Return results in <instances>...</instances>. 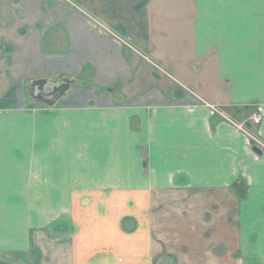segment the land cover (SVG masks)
<instances>
[{
  "label": "crops",
  "instance_id": "0c3cea01",
  "mask_svg": "<svg viewBox=\"0 0 264 264\" xmlns=\"http://www.w3.org/2000/svg\"><path fill=\"white\" fill-rule=\"evenodd\" d=\"M77 76L114 92L11 129ZM228 118L264 143V0H0V181L31 150L34 198L0 188V264H264V146Z\"/></svg>",
  "mask_w": 264,
  "mask_h": 264
},
{
  "label": "rangeland",
  "instance_id": "374dc122",
  "mask_svg": "<svg viewBox=\"0 0 264 264\" xmlns=\"http://www.w3.org/2000/svg\"><path fill=\"white\" fill-rule=\"evenodd\" d=\"M69 1V0H67ZM156 67V66H155ZM153 68L154 70H156L157 72H161L162 68H160V66L156 67V68ZM143 69H137V73L136 75L134 74L133 77H132V82L134 83L136 81V83H138V86H135V85H132V83L130 84V87L133 89L134 91V88H138V89H143L144 88V83L145 82V78L148 79L151 75L149 74V69L146 67H142ZM86 72H93L94 73V70H89V69H85V70H82V73H86ZM64 78V79H63ZM79 78L78 76L77 77H72L69 79L68 83L66 84H62L60 85L59 87H57V89L53 92H51L50 94L51 95H54V93H57V96H52L53 97H56V100L54 98V100L52 99V102H48V101H43V102H38L36 99H35V91L34 90V85L32 84H25V86H23V103H24V109H25V113L26 115L25 116H18V117H15V116H10L9 118V124L11 126V129L14 128V130L17 129V127L21 128V126H24L23 128L26 129V127H29L31 125H33V119L34 117L32 116V112H33V109H36V108H43V106H50V104L54 105L56 103V106L55 107H59L61 104L64 103L63 99L64 97L69 93V92H72V94H81L80 92H101V93H110L112 94V92H114V86H105V85H100V84H97L96 82H94V80L91 79V76L87 77V78H82L81 80L77 79ZM61 80H64L67 79V77L63 76L62 78H60ZM152 81L154 82H157V79L152 77ZM39 86V85H38ZM159 87V86H158ZM131 89V90H132ZM131 90H128L129 92ZM38 93H42V92H38ZM254 114H258L255 112V110L250 114V118L252 120V117ZM260 115V114H259ZM261 118V116H260ZM78 119V118H76ZM228 120L231 122L232 120L230 118H228ZM253 121V120H252ZM235 126L238 127V125L242 126L244 129H246V131L248 133H246V136L248 138V144H257L256 142H258L255 138L251 137V134H253L252 132H250L245 124L243 122H236V121H233L232 122ZM239 128V127H238ZM13 130V129H12ZM26 136H25V135ZM254 135V134H253ZM21 136H24L23 138L25 139V143H31L32 142V134L31 133H26V132H23V133H10L9 134V137H10V140H15L19 139V137ZM258 137V136H257ZM21 140V138H20ZM259 140H261L259 138ZM262 141V140H261ZM261 146V145H260ZM45 150H43L42 152H44ZM29 159L26 160V164L24 166V169H23V172L25 173V175H30V178L24 182H19V181H16V180H3V181H0V188H11V189H20V187H23L24 185V196L21 197V196H11L9 197V200H13L14 202H16L17 200H24V202L29 205V206H32L33 204V194H32V180H31V175H32V157H31V150H29ZM20 167V166H19ZM19 167L17 165H9L8 168H7V172L8 173H18L19 172ZM3 171H5V169L3 168ZM22 171V170H21ZM29 190V191H27ZM17 192V191H16ZM38 199V198H37ZM41 200H44V201H48L49 200V197L47 196H44L41 198ZM57 202H55L54 204L56 205ZM64 209V207H63ZM60 226L61 228H63V226L65 225L64 221L60 222ZM59 225V224H58ZM27 264H30L29 262Z\"/></svg>",
  "mask_w": 264,
  "mask_h": 264
},
{
  "label": "built area",
  "instance_id": "2783aa9c",
  "mask_svg": "<svg viewBox=\"0 0 264 264\" xmlns=\"http://www.w3.org/2000/svg\"><path fill=\"white\" fill-rule=\"evenodd\" d=\"M252 120H253V122H258L260 120V115L259 114H254L253 117H252ZM231 122H233V121H231ZM238 127L240 129H242L244 132L248 133L246 131V129H244L242 126L238 125ZM251 137L255 138L258 141V142H256V143H258V145L264 146V143L261 140H259V138L255 134L254 135L251 134Z\"/></svg>",
  "mask_w": 264,
  "mask_h": 264
},
{
  "label": "water",
  "instance_id": "95a60500",
  "mask_svg": "<svg viewBox=\"0 0 264 264\" xmlns=\"http://www.w3.org/2000/svg\"><path fill=\"white\" fill-rule=\"evenodd\" d=\"M253 149L258 151V152L260 151V149L257 146H255V145L253 146Z\"/></svg>",
  "mask_w": 264,
  "mask_h": 264
}]
</instances>
